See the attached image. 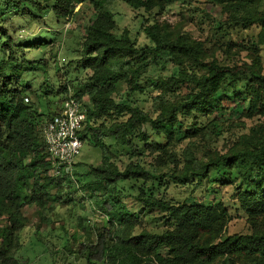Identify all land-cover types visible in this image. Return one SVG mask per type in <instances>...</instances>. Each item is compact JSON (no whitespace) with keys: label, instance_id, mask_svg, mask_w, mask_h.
Returning <instances> with one entry per match:
<instances>
[{"label":"trees","instance_id":"16d2710c","mask_svg":"<svg viewBox=\"0 0 264 264\" xmlns=\"http://www.w3.org/2000/svg\"><path fill=\"white\" fill-rule=\"evenodd\" d=\"M51 1L55 2L52 7L42 4ZM112 1L0 0L1 19L19 13L24 5L30 8L29 11L34 9L41 14L52 10L55 18L64 22L72 19L78 6L83 7L88 2L93 4L96 12L95 19L85 28L80 50L81 65L85 71H91V75L74 87L72 95L83 103L86 111V121L80 132L82 140L102 153V165L90 167L88 175L95 180L88 186L102 192L103 196L94 204L109 218V227L95 242L80 244L77 254L84 257L87 264H264V67L258 50L249 54L250 64L222 66L216 59L208 62L202 42L158 21L143 28L154 47L138 48L128 30L120 36L115 34V14L110 9ZM120 1L135 10L151 13L156 9L164 11L167 6L182 0ZM211 1L231 16L230 25L260 28L256 45L264 46V12H246L260 0ZM14 8L20 10L16 12ZM13 43L12 39L2 42L0 36V264H23L14 256V247L19 233L27 227L24 209L36 206L44 210L51 192L66 191L68 186L65 184L70 178L69 175H50L53 164L43 135L44 123L60 111L50 112L48 120L42 122L35 102L27 104L24 94L36 96L38 90L25 80L26 74L45 71L49 60L44 58L45 62H38V68H31L23 45L15 48ZM45 46L48 43L27 44L26 49ZM18 48L23 53L21 62L17 58ZM4 50L9 51V56L1 58ZM162 60L177 66L178 73L169 78L149 76L150 66ZM189 61L205 73L200 75L197 70L188 69ZM244 75L251 77L245 116L249 119L258 117L259 122L248 134L240 135L226 153L210 152L204 159L191 153L181 170L163 176L176 185L196 181L195 189L209 180L215 171L228 177L237 176L244 185V189L239 190L238 200L247 213L250 233L225 236L230 217L221 204L213 206L188 201L180 204L143 190L135 198L140 212H129L122 203L117 184L130 180L155 182L163 176L139 163H130L120 170L112 162V144L108 142L112 141L117 150L130 152L132 157L143 155L146 149H160L157 141L154 146L149 145V134L159 139H172L174 127L182 119H190L197 113L199 102L210 90L219 91L227 84L236 88ZM120 83H125L132 94H143L148 87L157 91V116L139 105L116 102L114 96ZM43 86L44 91H40L44 96L54 92L48 81ZM182 86L189 87L191 93L187 99L180 100L175 94ZM67 89V86L60 87L65 93ZM86 97L88 103H85ZM217 104V110L221 109L220 102ZM48 106H51L50 102ZM199 127L196 124L189 126L184 139L196 138L202 131ZM91 197L95 198V195ZM153 211L166 213L171 229L164 233L143 231L134 235L142 217ZM5 217L7 225L3 226ZM163 250L167 255L162 253Z\"/></svg>","mask_w":264,"mask_h":264},{"label":"rangeland","instance_id":"374dc122","mask_svg":"<svg viewBox=\"0 0 264 264\" xmlns=\"http://www.w3.org/2000/svg\"><path fill=\"white\" fill-rule=\"evenodd\" d=\"M44 6H53L42 2ZM19 13H12L0 18V31H3L2 42L12 39L15 48L23 45L24 53L30 61L28 66L38 68V62L48 61V68L29 72L25 79L30 81L33 88L38 90L36 96L24 92L29 102L36 106L42 115V122L48 120L50 112L61 110L65 99L73 94L74 87L86 81L91 71H85L81 65L82 37L86 26L95 19L96 12L93 4L86 3L78 6L76 14L70 21H58L52 10L41 14L29 7ZM115 14L117 36L124 30L130 32L132 40L138 48L150 47L154 44L144 33V26L158 21L167 23L181 32L187 33L196 41L204 44L208 62L217 60L222 66H235L244 63L250 64L249 54L258 50L264 67V46L257 47V37L260 28L249 26L242 28L230 25L231 16L224 13L221 6L215 5L211 0H182L169 5L164 11L154 10L147 13L144 10H135L120 0H113L110 4ZM20 8H14L19 11ZM249 14L264 12V0L257 1L246 10ZM36 16V17H34ZM34 17V18H33ZM46 42L48 46L42 49L27 50V44ZM25 45V46H24ZM230 46V48H228ZM52 47V51H50ZM18 62H21L23 53L17 49ZM49 51L51 52L49 54ZM9 56L4 50L1 58ZM188 69L197 70L203 75L205 71L189 61ZM178 73V67L164 60L153 64L149 68V76L154 78H169ZM33 76V77H31ZM251 77H241L236 88L229 84L217 90H210L199 102V110L190 119H182L174 127L175 134L172 139H159L149 134V145L154 146L157 141L160 149L151 151L146 149L143 155L132 157L130 152L117 150L112 141L111 152L114 162L120 170H124L130 163H139L144 168L152 170L163 176L179 171L184 166V160L192 153L197 158L204 159L208 153L219 151L226 153L238 137L248 134L251 127L259 122V118L249 119L245 113L249 106L248 87ZM48 81L53 93L43 95ZM73 86H72V85ZM67 86V92L60 91V87ZM70 90L72 92H70ZM191 89L187 86L176 89V98L187 99ZM157 91L148 87L143 94H132L125 83L118 85L114 98L118 103L139 105L154 117L159 113L157 108ZM50 102L51 106H48ZM218 102L221 109L217 110ZM88 103V98H85ZM200 126L201 132L194 139H184L189 126ZM45 125V123H44ZM77 164V165H76ZM74 174L69 176L66 191L51 192L47 207L43 210L36 206L26 207L24 214L28 220L25 227L15 240L14 256L23 264H87L86 259L77 254L80 244L96 241L99 234L109 227V218L95 206L96 199H100L102 192L94 186H88L95 179L88 175L90 167L102 165V153L99 148L89 142H84L81 154L77 157ZM223 180V182H221ZM196 181L189 185H176L169 177H162L155 182L143 180H130L117 184V190L122 195V203L129 212L139 213L140 206L135 202L136 197L143 190L153 192L157 198H165L175 203L196 202L204 205H223L228 211L230 221L225 236L250 233V224L247 213L241 208L238 200L239 190L244 189L237 176L228 177L221 172H212L210 179L195 189ZM92 194L95 198H92ZM2 225H7L6 217ZM171 229L170 218L166 213L153 211L147 213L134 229V235L143 231L150 233H164ZM164 255L167 251L163 250Z\"/></svg>","mask_w":264,"mask_h":264},{"label":"built area","instance_id":"2783aa9c","mask_svg":"<svg viewBox=\"0 0 264 264\" xmlns=\"http://www.w3.org/2000/svg\"><path fill=\"white\" fill-rule=\"evenodd\" d=\"M86 117L83 103L71 94L63 102L59 114L45 123L43 135L53 164L50 175L74 174L75 162L84 144L80 132Z\"/></svg>","mask_w":264,"mask_h":264}]
</instances>
